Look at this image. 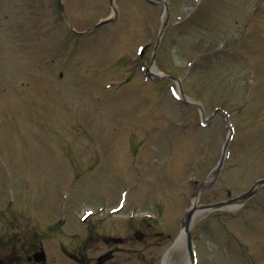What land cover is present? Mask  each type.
I'll use <instances>...</instances> for the list:
<instances>
[{
  "label": "rangeland",
  "instance_id": "obj_1",
  "mask_svg": "<svg viewBox=\"0 0 264 264\" xmlns=\"http://www.w3.org/2000/svg\"><path fill=\"white\" fill-rule=\"evenodd\" d=\"M51 1L56 0H0V202L21 184L20 198L68 224L86 207L114 202L126 181L135 178V171L125 168L137 153L133 158L140 159L150 179L140 184L143 193H132L129 204L143 202L139 212L150 205L157 214L164 204L169 213L164 211L161 220L177 217L185 205L182 198L197 191V186L179 184L184 175H195L186 161L199 156L201 145L196 177L205 180L228 130L220 115L201 128L197 109L170 94L175 83L155 84L144 77L141 66L149 65L163 6L116 0L119 14L113 23L89 37H75L64 20L48 27L41 5L44 9ZM254 1L257 11L253 0H207L200 19L184 25L182 34L168 23L154 57L161 72L181 79L185 92L204 104L207 115L217 106L231 112L235 134L227 168L203 194L204 203L225 199L228 190L235 196L264 175V0ZM168 4L177 16L195 2ZM64 6L79 30L110 14L108 0H64ZM141 44L146 46L142 58L136 53ZM59 53L62 60L48 62V56ZM249 69L254 83L248 88ZM59 70L63 78L56 75ZM19 81L27 84L17 90ZM109 81L122 87L105 90ZM26 90L28 101L9 103L8 97L19 98L13 94ZM175 121L186 123L184 134L173 130ZM89 143L93 148H87ZM93 149L100 164L81 163L77 154ZM249 204L243 215L251 226L240 210L208 217L200 225L202 219L196 221L193 231L204 228L197 241L199 264H264V190Z\"/></svg>",
  "mask_w": 264,
  "mask_h": 264
},
{
  "label": "flooded vegetation",
  "instance_id": "obj_2",
  "mask_svg": "<svg viewBox=\"0 0 264 264\" xmlns=\"http://www.w3.org/2000/svg\"><path fill=\"white\" fill-rule=\"evenodd\" d=\"M101 243L99 244H86V249H84V253H78V257H74V259L78 262V264H127V260H135V262H130L129 264H137L139 253L135 249H129L127 255H129L126 259H121V256L118 257V250L122 249V245L115 244L112 239H107L106 237L100 236ZM20 238L15 237L13 240H9L6 243L5 249L0 250V264H51L48 260L39 261L38 259L33 258L34 252L41 250L42 246L40 244H26L25 242H20ZM91 240H98L95 237H92ZM93 249L99 246V252L95 255H92L91 247ZM107 251H111L109 258L98 261V257L106 253ZM152 261L147 262L150 264Z\"/></svg>",
  "mask_w": 264,
  "mask_h": 264
},
{
  "label": "bare ground",
  "instance_id": "obj_3",
  "mask_svg": "<svg viewBox=\"0 0 264 264\" xmlns=\"http://www.w3.org/2000/svg\"><path fill=\"white\" fill-rule=\"evenodd\" d=\"M196 201H197V199H194V204L196 203ZM199 212H200V210H196V212H195V216H196ZM163 264H165V263H163Z\"/></svg>",
  "mask_w": 264,
  "mask_h": 264
}]
</instances>
